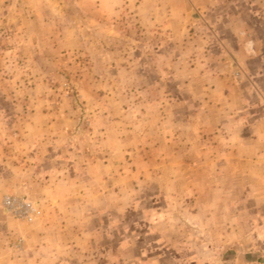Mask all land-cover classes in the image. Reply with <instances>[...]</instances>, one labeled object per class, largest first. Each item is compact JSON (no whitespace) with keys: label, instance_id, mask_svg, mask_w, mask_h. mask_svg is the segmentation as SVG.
I'll return each instance as SVG.
<instances>
[{"label":"rangeland","instance_id":"rangeland-1","mask_svg":"<svg viewBox=\"0 0 264 264\" xmlns=\"http://www.w3.org/2000/svg\"><path fill=\"white\" fill-rule=\"evenodd\" d=\"M128 5L0 0V264H264V162L241 144L264 115V0L210 11L196 51L195 28L176 48ZM212 89L236 119L202 132Z\"/></svg>","mask_w":264,"mask_h":264},{"label":"crops","instance_id":"crops-1","mask_svg":"<svg viewBox=\"0 0 264 264\" xmlns=\"http://www.w3.org/2000/svg\"><path fill=\"white\" fill-rule=\"evenodd\" d=\"M91 1H100L101 2V13H106L105 9L109 8V4L122 5V3L128 2V6L132 7L134 12V19L140 25L141 32L147 35H153L155 33L168 35L170 39L173 37L175 41L176 48L183 50H193L189 46L184 47L186 44L185 39L187 38V33L191 31L192 28H195L197 38L195 39V51L200 50L199 48H205V44L208 42L206 25L209 23L211 17L210 11L214 9L217 11L218 8L224 6L226 0H91ZM114 6V5H113ZM111 7V6H110ZM195 26V27H193ZM198 32V33H197ZM239 32V31H238ZM206 38V39H205ZM165 44L169 41L165 40ZM170 44V43H169ZM231 49H228V51ZM232 66H237L238 63L235 61L233 55L227 57ZM222 97H227L223 95L220 90L212 89V91L205 93L204 101L208 104L207 108L201 111L202 115L200 116L201 122L198 124L199 129L203 132L216 131L220 129L222 120H230L229 123H233L231 119H236V116L229 114V117L226 115V109H222L221 101ZM206 98L209 100L207 101ZM236 107V106H235ZM235 107H232L235 109ZM223 111L225 113H223ZM264 113V111H263ZM181 123L184 122L183 118H180ZM248 120V119H247ZM189 123V122H188ZM248 124L252 130L249 136L244 137V141L241 144H244L247 147V150L252 153L247 159L251 161H263L264 162V115L256 119L255 121L248 120ZM187 125V124H186ZM231 125V124H230ZM184 126H182L183 128ZM210 140V139H209ZM208 140V142H210ZM218 137L213 139L212 144L218 141ZM218 145H220L218 143ZM261 147L259 150H253V146ZM215 146V145H214ZM213 149V151H217ZM260 152V153H259ZM214 155V153H213ZM235 156V155H234ZM234 158V157H232ZM219 155L214 156L213 161L219 160ZM82 189L79 190V192ZM84 193L87 194V188H84ZM72 200L73 196L69 197ZM86 200V201H85ZM84 200V203H87V199ZM82 239V237L77 236ZM88 236L83 238L84 242H91L87 239ZM83 240V239H82ZM81 241V240H80ZM82 242V241H81ZM10 264V261L9 263Z\"/></svg>","mask_w":264,"mask_h":264},{"label":"built area","instance_id":"built-area-1","mask_svg":"<svg viewBox=\"0 0 264 264\" xmlns=\"http://www.w3.org/2000/svg\"><path fill=\"white\" fill-rule=\"evenodd\" d=\"M4 205L8 211L29 222L34 221L35 217L40 214L38 206L30 201H19L7 197Z\"/></svg>","mask_w":264,"mask_h":264}]
</instances>
